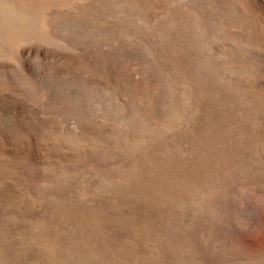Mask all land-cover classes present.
Masks as SVG:
<instances>
[{
  "label": "rangeland",
  "instance_id": "374dc122",
  "mask_svg": "<svg viewBox=\"0 0 264 264\" xmlns=\"http://www.w3.org/2000/svg\"><path fill=\"white\" fill-rule=\"evenodd\" d=\"M0 264H264V0H0Z\"/></svg>",
  "mask_w": 264,
  "mask_h": 264
}]
</instances>
